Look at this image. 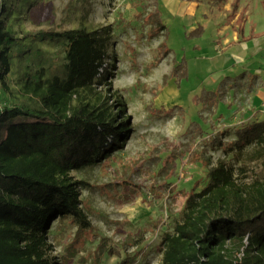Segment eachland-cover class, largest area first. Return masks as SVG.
<instances>
[{
  "label": "rangeland",
  "instance_id": "374dc122",
  "mask_svg": "<svg viewBox=\"0 0 264 264\" xmlns=\"http://www.w3.org/2000/svg\"><path fill=\"white\" fill-rule=\"evenodd\" d=\"M2 1L5 18L17 0ZM235 1L215 5L210 0H26L11 14L18 39L11 48V101L31 103L22 93L27 73L45 68L46 78H51L67 63L64 39L29 34L110 26L109 73L98 89L114 110H122L119 102L124 103L118 120L124 118L130 127L124 146L109 158L70 173L85 183L80 187V206L91 225L75 243L74 220L51 221L46 229L51 245L47 256L56 264H121L133 256L134 264H165L163 235L173 231L193 188L200 192L206 187L208 170L219 159L241 167L224 148L214 149L218 143L213 138L232 144L237 128L264 120V106L256 97L264 92V82L253 72L211 83L217 77L211 74L210 31L192 35L188 18L195 8L198 19L203 12L225 18L228 7L231 14L226 20L231 19ZM237 2L239 8L241 0ZM242 2L264 39V0ZM155 12L165 31L155 29L151 19ZM221 86L226 91L215 109L199 101L207 92L223 91ZM245 150L246 166L259 172L261 165L248 160L254 147ZM164 168L168 172H161ZM142 233L144 241L135 245ZM71 246L75 253L69 258Z\"/></svg>",
  "mask_w": 264,
  "mask_h": 264
},
{
  "label": "trees",
  "instance_id": "16d2710c",
  "mask_svg": "<svg viewBox=\"0 0 264 264\" xmlns=\"http://www.w3.org/2000/svg\"><path fill=\"white\" fill-rule=\"evenodd\" d=\"M23 1L17 0L2 18L5 7L0 0V264H56L47 256L51 221L74 220L75 243L91 225L80 206L85 183L70 173L109 158L124 146L130 127L124 118L118 120L124 103L119 102L122 110H114L98 89L109 73L110 26L29 34L64 39L67 63L51 78H46L45 68L27 73L22 93L31 103L11 101V48L18 42L11 14ZM210 1L218 5L228 0ZM237 10L236 0L233 11ZM151 19L156 30L165 31L157 12ZM203 32L199 26L191 34ZM221 89L205 93L199 101L215 109L224 98L226 90ZM235 136L232 144L213 138L218 143L214 149L224 148L241 167L219 159L208 170L206 187L200 192L193 188L173 231L163 235L165 264H264V120L241 125ZM249 146L254 151L248 160L261 165L259 172L246 166ZM170 175H175L174 168ZM143 241L144 233L135 245ZM74 253V246L69 247L68 257ZM134 262L135 256L121 264Z\"/></svg>",
  "mask_w": 264,
  "mask_h": 264
},
{
  "label": "crops",
  "instance_id": "0c3cea01",
  "mask_svg": "<svg viewBox=\"0 0 264 264\" xmlns=\"http://www.w3.org/2000/svg\"><path fill=\"white\" fill-rule=\"evenodd\" d=\"M240 3L235 16L228 20L226 19L231 14V8L228 7H225L222 14L225 18L215 15L208 17V13L203 12L201 13L203 17L198 19V8L188 16L191 31L200 25L205 33L210 31L211 74L217 77L211 83L223 78L233 80L240 77V74L253 76V72H256V77L264 82V39L257 33L258 27L250 22L251 13L247 3L242 0ZM243 13L246 16L239 23ZM263 94L264 92L260 90L256 96L259 99L257 104L261 106H264Z\"/></svg>",
  "mask_w": 264,
  "mask_h": 264
}]
</instances>
